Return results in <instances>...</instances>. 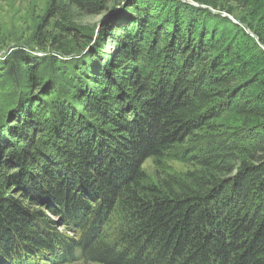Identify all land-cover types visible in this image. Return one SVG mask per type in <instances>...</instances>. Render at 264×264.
<instances>
[{"label": "trees", "instance_id": "16d2710c", "mask_svg": "<svg viewBox=\"0 0 264 264\" xmlns=\"http://www.w3.org/2000/svg\"><path fill=\"white\" fill-rule=\"evenodd\" d=\"M230 3L50 0L44 52L0 53V264H264V27Z\"/></svg>", "mask_w": 264, "mask_h": 264}, {"label": "rangeland", "instance_id": "374dc122", "mask_svg": "<svg viewBox=\"0 0 264 264\" xmlns=\"http://www.w3.org/2000/svg\"><path fill=\"white\" fill-rule=\"evenodd\" d=\"M251 4L243 8L240 5L230 3L235 7V13L246 20H254L260 22L264 27V0H250ZM50 0H0V53L8 52L9 48L19 45H26L29 37L33 33V28L47 19L48 7ZM107 14L101 16H91L85 19L86 23L93 24L98 22L101 18H105ZM54 32L56 30L53 29ZM58 31V29H57ZM32 39V37H31ZM36 40V39H35ZM28 47L33 48L36 55L42 54L44 51L35 48L33 44L28 43ZM7 97L5 92H0V104L7 109ZM143 170L150 177H154L156 173L162 171L178 173L185 170V165L175 160H164L159 166H156L153 159L148 158L142 164ZM14 168H6L4 171H11ZM11 174V173H10ZM6 193L8 196L20 202L28 211L34 212L41 209V205H34V201L27 197V194L21 191L18 187L7 186ZM44 209V206L42 207ZM44 211V210H43ZM46 210L44 211V213ZM52 217V216H51ZM51 219H54L53 217ZM62 219L56 220L58 231L62 232L69 237H76V233L68 225H62ZM65 222V221H64ZM76 259L72 261L63 262L58 264H101L97 262H85L81 257L80 250H77Z\"/></svg>", "mask_w": 264, "mask_h": 264}, {"label": "water", "instance_id": "95a60500", "mask_svg": "<svg viewBox=\"0 0 264 264\" xmlns=\"http://www.w3.org/2000/svg\"><path fill=\"white\" fill-rule=\"evenodd\" d=\"M122 6H123V5H121V4H120V5H116L115 8H114L113 14H114L115 12L119 11V10L122 8ZM108 15H109V13H108L106 16H108ZM106 16H105V17H106Z\"/></svg>", "mask_w": 264, "mask_h": 264}]
</instances>
